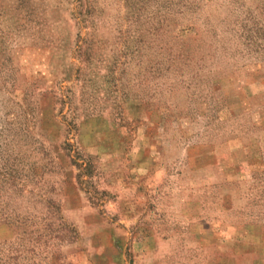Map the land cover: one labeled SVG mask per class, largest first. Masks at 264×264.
<instances>
[{"label": "rangeland", "instance_id": "rangeland-1", "mask_svg": "<svg viewBox=\"0 0 264 264\" xmlns=\"http://www.w3.org/2000/svg\"><path fill=\"white\" fill-rule=\"evenodd\" d=\"M0 264H264V0H0Z\"/></svg>", "mask_w": 264, "mask_h": 264}]
</instances>
